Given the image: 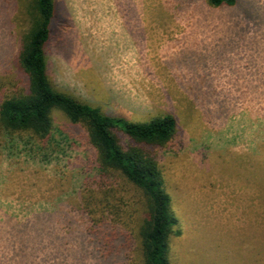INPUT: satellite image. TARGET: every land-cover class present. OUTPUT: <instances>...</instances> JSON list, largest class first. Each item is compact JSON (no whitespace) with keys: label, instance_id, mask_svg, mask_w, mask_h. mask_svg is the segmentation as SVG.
Instances as JSON below:
<instances>
[{"label":"rangeland","instance_id":"1","mask_svg":"<svg viewBox=\"0 0 264 264\" xmlns=\"http://www.w3.org/2000/svg\"><path fill=\"white\" fill-rule=\"evenodd\" d=\"M55 1L47 59L57 90L132 122L177 121L157 159L181 232L171 264H264V0ZM24 11L0 0L3 81L22 79ZM57 117L47 150L0 140V264H140L115 250L129 231L106 221L94 233L79 209L83 190L101 185L97 152ZM114 184L127 214L138 211L141 196L120 176Z\"/></svg>","mask_w":264,"mask_h":264},{"label":"trees","instance_id":"2","mask_svg":"<svg viewBox=\"0 0 264 264\" xmlns=\"http://www.w3.org/2000/svg\"><path fill=\"white\" fill-rule=\"evenodd\" d=\"M55 2L15 0L16 7L23 5L27 18L15 60L22 79L0 80V140L10 151L47 150L54 142L56 115L71 128L85 130L88 143L97 152L101 185L83 190L79 209L93 223V232L108 221L114 230L130 232L116 251L137 254L140 264H171V239L181 232L176 228L172 198L157 159L160 151L170 149L177 140V121L165 115L149 122H132L106 115L57 90L49 77L47 59L58 17ZM207 4L222 9L235 7L238 1L207 0ZM119 176L141 196L140 209L131 214L114 184Z\"/></svg>","mask_w":264,"mask_h":264}]
</instances>
